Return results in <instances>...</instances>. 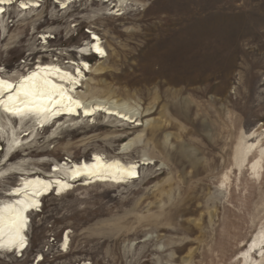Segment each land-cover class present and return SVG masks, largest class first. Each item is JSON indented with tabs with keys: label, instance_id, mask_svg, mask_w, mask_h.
<instances>
[{
	"label": "rangeland",
	"instance_id": "obj_1",
	"mask_svg": "<svg viewBox=\"0 0 264 264\" xmlns=\"http://www.w3.org/2000/svg\"><path fill=\"white\" fill-rule=\"evenodd\" d=\"M38 1L40 7L22 11L14 4L0 16L2 75L90 57L80 95L116 102L138 121L66 118L55 127L37 125L34 140L13 148L7 123L21 137L28 126L19 129L0 112L8 127L0 129V199L20 178L1 175L14 151L8 163L43 173L95 151L124 162L150 158V165L125 184H75L47 197L32 215L24 256L2 250L0 264H264V170L256 176L233 162L244 134L259 133L264 146V0H73L69 8ZM186 9L197 14L182 15ZM196 22L217 27V59L203 65L204 81L170 82L179 73L163 67V51ZM89 32L100 35L107 57L83 54L90 53ZM44 33L53 36L47 46ZM209 40L189 45L210 55ZM67 231L66 253L60 244Z\"/></svg>",
	"mask_w": 264,
	"mask_h": 264
},
{
	"label": "bare ground",
	"instance_id": "obj_2",
	"mask_svg": "<svg viewBox=\"0 0 264 264\" xmlns=\"http://www.w3.org/2000/svg\"><path fill=\"white\" fill-rule=\"evenodd\" d=\"M73 0H60L56 1V3L61 4V8H65L66 5L69 8L70 2ZM109 0H104L103 2H106ZM126 0H118V3L122 5L125 3ZM21 3H27L29 4L28 8H20ZM16 4L22 11L23 10H32L33 8L40 7V2L38 0H11V2H5L0 3V8H3L4 11L0 16H3L7 13L8 7L11 5ZM120 11V10H119ZM186 11V12H185ZM191 16L196 15L197 12L194 10H183L182 15ZM117 14V13H116ZM112 15V14H111ZM166 31H168L169 34H173L175 30H172L171 27L167 28ZM218 30L215 25H207L203 24L201 22H196L195 24H192L191 26H186L181 28L176 35H180L177 37L179 39H172L170 37L171 46L167 47L163 53L166 55V60L163 64V67L167 68L169 72H177L179 73V78H174L170 82L178 83V82H184L185 80H190L188 82L193 81H204L203 78V65H206V60H209L210 58H216V52H217V39H218ZM90 35H93V38H91V41L89 43L88 48H86L87 51H90V53H87L88 56L91 55H98L99 58L103 59L108 56V52L103 45V40L100 37L98 33L89 32ZM204 36L209 37V50L212 54L206 55L204 50L208 52V50L203 48H197L196 46H190L189 43L191 41H202V38ZM44 41L43 44L46 46L49 44L50 39L53 38L51 34L44 33L42 37ZM182 42V43H181ZM97 48L103 50V55L99 51H97ZM48 50V49H44ZM50 50V49H49ZM90 57L81 59V61L76 62L75 60L69 61V66L63 65L62 63H59L57 59L51 61V62H39L36 64L32 69H28L27 72L17 76V77H4L2 75V70H0V79L7 80L11 82L14 85H18L20 80L30 75L33 72H38L42 69L48 68L49 69V79H51L53 82L57 84H63L64 88L67 90V95H70L73 100H79L84 107L76 108L73 112H68L66 108L64 107H58L56 109H53V111H57L59 114L61 113H68L70 115H73L72 117H69V121L77 120L80 117H82V114H84V119L90 120L91 118L93 120H96L98 116L103 114L104 115H110V116H119L127 117L126 120L135 121L136 123L138 119L133 120V117L130 116L128 113H130V110H125L121 106H119L116 102H109L106 100L98 99L97 97L91 96H82L79 93V88L83 87L84 85V79L87 77V73L91 72V64L89 62ZM213 62V61H211ZM87 65V67H85ZM204 65V66H205ZM52 68H59L61 71L60 73H52ZM79 69V71H77ZM89 71V72H88ZM71 73V76L73 80H61L60 76L63 73ZM190 73L195 74V78H188V76L193 77L192 75H189ZM173 74V73H172ZM174 75H176L174 73ZM215 75V74H213ZM177 77V75H176ZM78 81V83L74 82ZM195 83V82H194ZM179 84V83H178ZM181 84V83H180ZM188 84V83H187ZM210 89V88H209ZM15 94V88L11 92H4L0 94V100H6L8 95H14ZM65 104H67V101H65ZM3 110V106H0ZM51 107V105H49ZM93 109H96V111H93ZM0 111L1 113L6 114L10 118H14L16 121V125L19 127V129L24 128L25 126H28L26 129L27 132L23 134L21 137L19 130L15 129V126L8 125L11 129V134L8 138V141L12 144V147L14 148L15 145H23L24 140L26 138L35 139L36 135V128L37 125H43V129L45 128V124L52 121L57 115H52L51 112L45 113V114H31L25 117H17L11 115V113L6 111ZM82 111V112H81ZM85 111H87L89 114L85 115ZM80 114L79 116H75L74 114ZM58 114V115H59ZM2 115V114H1ZM115 117L118 120L119 117ZM56 120V119H55ZM62 120V119H57ZM141 124L138 122L136 125L139 126ZM59 125H61V121L59 122ZM6 126V123L0 124V129L6 130L8 128ZM16 126V127H17ZM54 124H52L51 127H53ZM262 129L264 132V124L262 125ZM256 131V130H255ZM57 130L54 131V135L56 134ZM141 135L138 136L140 138ZM252 141V142H250ZM0 144V148H1ZM2 153L0 152V156ZM16 154V151H14L12 154H9V159H6L3 162V169L1 172L2 177H7L11 174H19L20 178L18 179V182L11 186L9 191L5 194L3 198L0 199V207H3L5 205H12L14 211H9L8 209H5L3 212V215L5 219H9L10 217L14 216L15 211L18 210L23 213L24 217L27 220L26 227L23 229V235L26 237V247L24 249H18V248H11L8 247H0V250L7 251L8 253H14L18 257L24 256V253L28 250L29 247V238L28 233L30 232L31 226H32V215L37 214L43 211L44 207V200L53 195V196H63L67 194L71 188H75V183L77 181H127L133 177L129 176L127 174L128 171L132 170V166L135 165L137 175L141 173V167L142 165H150V162L148 159H144L146 161H143V163H140L138 161H129L124 162L121 157H107L105 154L101 153L100 151L93 152L94 157H90V159H81L79 161H74L67 159L64 160V162L56 163L54 164V168L51 167L49 172L43 173L40 169L36 170H28L25 168V164L20 162L17 164L8 163L12 159V157ZM92 156V155H91ZM97 157H99V160H97ZM232 160V159H231ZM118 162V163H117ZM233 162L235 166H244L247 165L249 170L252 174L256 176H260L262 171L264 170V146L261 144V140L259 139V133L252 132L249 134H244L238 141L233 155ZM44 163V162H43ZM45 164V163H44ZM108 165H112V167H107ZM79 171L82 173L81 175H76V172ZM136 175V176H137ZM135 176V177H136ZM140 178V177H139ZM76 181V182H75ZM230 182L231 176L227 174L224 177V182ZM66 185L67 187H63ZM82 185V184H81ZM45 186L48 187V190L45 191ZM20 188L24 191H22L19 194L14 193V189ZM39 190V194L36 190ZM59 189V191H57ZM18 201H23V203H17ZM32 201H38L39 207L38 208H29L28 204H30ZM70 231H67L66 233L63 232L61 236V250L65 251L66 253L69 251L70 248ZM10 233L8 229H5L4 233L0 235V243L7 244L9 241ZM38 263L42 262L43 255L38 254ZM43 258V259H42ZM89 262H83V264H88ZM72 264V263H70Z\"/></svg>",
	"mask_w": 264,
	"mask_h": 264
},
{
	"label": "snow or ice",
	"instance_id": "obj_3",
	"mask_svg": "<svg viewBox=\"0 0 264 264\" xmlns=\"http://www.w3.org/2000/svg\"><path fill=\"white\" fill-rule=\"evenodd\" d=\"M5 2V0H0V3ZM11 2V0H7ZM29 4L21 3L20 8H28ZM4 11L0 8V12ZM97 51L103 55V50L97 48ZM87 67V65H85ZM59 68H52V73H60ZM79 71V69H77ZM49 69L45 68L38 72H33L28 76L23 77L18 85H14L7 80L0 79V94L4 92H11L15 88L14 95H8L6 100H0V106H3L4 111L11 113L13 116L25 117L31 114H45L51 112L52 115H58L57 111H53L58 107H64L68 112L75 111L76 108L84 107L79 100H73L70 95H67V90L64 88L63 84H57L49 79ZM61 80H73L71 73H63L60 76ZM78 83V81H74ZM67 101V104H65ZM51 105V107H49ZM96 111V109H93ZM89 113L85 111V115ZM127 119V117H125ZM99 160V157H97ZM118 163V162H117ZM107 167H112L108 165ZM136 166H132V170L128 171L127 174L131 177H135L137 172L135 170ZM79 171L76 175H81ZM63 187H67L64 185ZM45 191L48 187L45 186ZM14 193H21L22 189L16 188L13 190ZM39 194V190H36ZM59 191V189L57 190ZM17 203H23V201H18ZM29 208H38L39 202L32 201L28 204ZM5 209L9 211H14L12 205H5L0 207V235H2L5 229H8L10 233L9 241L7 244L0 243V247H8L24 249L26 247V237L23 235V229L26 227L27 220L23 213L16 210L14 216L9 219H5L3 212ZM246 255V254H245ZM261 256H264V252H261Z\"/></svg>",
	"mask_w": 264,
	"mask_h": 264
}]
</instances>
